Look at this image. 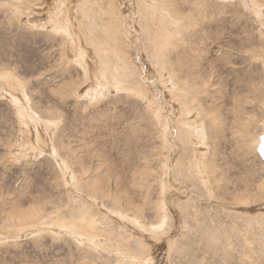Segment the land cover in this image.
I'll return each instance as SVG.
<instances>
[{
  "label": "rangeland",
  "instance_id": "obj_1",
  "mask_svg": "<svg viewBox=\"0 0 264 264\" xmlns=\"http://www.w3.org/2000/svg\"><path fill=\"white\" fill-rule=\"evenodd\" d=\"M262 135L264 0H0V264H264Z\"/></svg>",
  "mask_w": 264,
  "mask_h": 264
},
{
  "label": "bare ground",
  "instance_id": "obj_2",
  "mask_svg": "<svg viewBox=\"0 0 264 264\" xmlns=\"http://www.w3.org/2000/svg\"><path fill=\"white\" fill-rule=\"evenodd\" d=\"M106 2V1H105ZM98 3V2H97ZM86 4V3H85ZM77 13H78V11H77ZM72 15V13L70 14V16ZM78 16V15H77ZM136 16V15H135ZM70 20V19H69ZM30 21V20H29ZM77 21V20H76ZM70 24H71V22H70ZM56 25H61L60 24V22L58 21V22H56ZM80 25V24H79ZM62 26V25H61ZM73 27V26H72ZM59 29V28H58ZM61 29L64 31V29L61 27ZM61 31V30H60ZM79 46H81V45H79ZM84 50V49H83ZM85 51V50H84ZM84 54V53H83ZM92 64V63H91ZM94 67V66H93ZM93 71V70H92ZM94 73V72H93ZM259 145V144H258ZM257 148H258V146H257ZM259 208H261V210H264V205H262V206H260V207H255V208H250V209H246V210H248V211H250V212H256V211H258L259 210ZM69 226V225H68ZM162 261V260H161ZM153 264V263H152Z\"/></svg>",
  "mask_w": 264,
  "mask_h": 264
},
{
  "label": "water",
  "instance_id": "obj_3",
  "mask_svg": "<svg viewBox=\"0 0 264 264\" xmlns=\"http://www.w3.org/2000/svg\"><path fill=\"white\" fill-rule=\"evenodd\" d=\"M262 142H264V135H262L260 137V143H259L258 148H257V152H258L259 156L261 157L262 161L264 162V154H262L261 150H260Z\"/></svg>",
  "mask_w": 264,
  "mask_h": 264
},
{
  "label": "snow or ice",
  "instance_id": "obj_4",
  "mask_svg": "<svg viewBox=\"0 0 264 264\" xmlns=\"http://www.w3.org/2000/svg\"><path fill=\"white\" fill-rule=\"evenodd\" d=\"M260 150H261V153L264 154V142H262Z\"/></svg>",
  "mask_w": 264,
  "mask_h": 264
}]
</instances>
